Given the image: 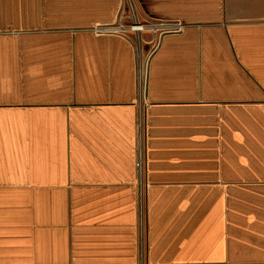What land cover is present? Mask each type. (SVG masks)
<instances>
[{
  "label": "crops",
  "instance_id": "crops-1",
  "mask_svg": "<svg viewBox=\"0 0 264 264\" xmlns=\"http://www.w3.org/2000/svg\"><path fill=\"white\" fill-rule=\"evenodd\" d=\"M135 7L0 0V264H264V0Z\"/></svg>",
  "mask_w": 264,
  "mask_h": 264
},
{
  "label": "built area",
  "instance_id": "built-area-1",
  "mask_svg": "<svg viewBox=\"0 0 264 264\" xmlns=\"http://www.w3.org/2000/svg\"><path fill=\"white\" fill-rule=\"evenodd\" d=\"M125 6H127V9L129 11L128 14L122 16L121 14L118 22L114 25L105 27V26H97L95 27V31L97 33H108V32H126V29H123V23L126 22V17L131 16L133 19V22H140L137 16V10L135 7V0H125ZM135 10V12H134ZM127 23V22H126ZM130 24V23H127ZM149 26H155L156 31L152 33V38L150 40V50H146L145 54L141 56V59H138V81L141 90L144 89L147 78H148V72H149V60L151 57L152 52L155 50V48L158 46V38L162 33L168 32V31H180L183 27V25L179 22H151ZM142 165V156L140 154V166Z\"/></svg>",
  "mask_w": 264,
  "mask_h": 264
},
{
  "label": "bare ground",
  "instance_id": "bare-ground-1",
  "mask_svg": "<svg viewBox=\"0 0 264 264\" xmlns=\"http://www.w3.org/2000/svg\"><path fill=\"white\" fill-rule=\"evenodd\" d=\"M135 12V10H134ZM124 16V15H122ZM123 29H126L127 32H129L130 34H134L136 36H138L137 38L139 39L138 43H136L137 49H138V53H139V58L141 59V56L144 55V51H143V35L140 33V31H148V29L150 31H152L153 33L156 31L155 26H149L146 27L144 24H142L141 22H134V23H130L127 24L126 22L123 23L122 26Z\"/></svg>",
  "mask_w": 264,
  "mask_h": 264
},
{
  "label": "rangeland",
  "instance_id": "rangeland-1",
  "mask_svg": "<svg viewBox=\"0 0 264 264\" xmlns=\"http://www.w3.org/2000/svg\"><path fill=\"white\" fill-rule=\"evenodd\" d=\"M127 12V11H126ZM128 13H129V11H128ZM118 22V21H117ZM126 22L127 23H131V22H133V19H132V17L131 16H128V17H126ZM140 22L142 23V24H144L146 27H149V24H150V22H148V21H144V20H140ZM148 31H150L149 29H148ZM141 32V34H145V48H146V50L148 51V50H150V47H151V45L149 44L150 43V40H151V38H152V34H151V32L152 31H150L149 33L147 32V31H140ZM147 32V33H146ZM153 33V32H152ZM138 41H139V39L136 41L137 43H138ZM144 53H145V51H144Z\"/></svg>",
  "mask_w": 264,
  "mask_h": 264
}]
</instances>
